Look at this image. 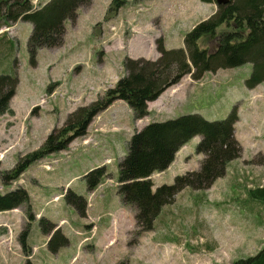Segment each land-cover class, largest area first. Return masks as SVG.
I'll use <instances>...</instances> for the list:
<instances>
[{"label": "rangeland", "instance_id": "rangeland-1", "mask_svg": "<svg viewBox=\"0 0 264 264\" xmlns=\"http://www.w3.org/2000/svg\"><path fill=\"white\" fill-rule=\"evenodd\" d=\"M122 1L107 18L112 0L80 6L78 20H68L65 41L40 49L36 66L30 64L27 51L32 24L20 20L11 27L0 26V39L16 44L11 65L16 58L19 61V84L10 100L14 113L0 115L3 170L9 171L21 155L40 148L73 111L113 87L124 75L125 57L157 59L159 39L167 48L182 47L185 34L215 9V4L201 0ZM251 71L246 63L207 72L198 80L186 75L149 102V114L142 119L135 118L124 100H117L94 117L84 136L32 164L20 180L5 181L0 176V192L18 187L29 191L34 214L30 220L23 207L0 212V225L8 227L0 237V264L28 260L32 264H230L255 254L264 242V203L251 199L248 192L264 186V164L257 162L264 155V83L247 88ZM51 82L57 83L48 89ZM235 105L241 156L209 187L177 192L162 207L154 228L142 231L135 209L123 205L117 191L119 163L136 129L189 113L222 119ZM199 140L196 136L188 141L168 169L152 174L153 189L173 183L178 174L200 169L204 155L196 152ZM102 166L103 182L91 191L85 175ZM69 189L83 195L85 214L67 201ZM42 217L53 222H44L50 233L59 227L69 238L57 252L49 248L51 236L43 231ZM30 221L32 251L27 255L19 236ZM60 240L56 238L54 244Z\"/></svg>", "mask_w": 264, "mask_h": 264}, {"label": "trees", "instance_id": "trees-1", "mask_svg": "<svg viewBox=\"0 0 264 264\" xmlns=\"http://www.w3.org/2000/svg\"><path fill=\"white\" fill-rule=\"evenodd\" d=\"M91 1L47 0L35 7L32 0H0V26L11 27L20 20L32 24L27 51L30 64L36 66L39 50L61 45L67 31L66 21L75 20L79 7ZM201 1L216 4V10L185 34L182 47L167 48L159 39L157 59L125 57L124 75L113 87L90 104L73 111L64 126L54 128L40 148L21 155L9 171L1 168L0 161V176L5 181H14L35 162L67 149L76 137L87 133L95 116L117 100H124L134 111L136 119L144 118L149 114V102L157 100L186 75L198 80L207 72L249 63L252 71L246 87L255 88L264 83V0ZM123 3L122 0H112L105 18L109 12L116 13ZM15 47L14 41L0 39V115L14 113L10 100L19 84L18 59L11 65ZM56 83L51 82L48 89ZM238 109L235 105L222 119L210 120L199 113H189L165 121H153L136 129L127 142V153L119 163L117 191L123 205L135 209V219L142 231L154 228L162 207L177 192L186 187H209L225 175L233 160L241 156L243 148L235 137L240 117ZM196 136H200L196 152L204 155L200 169L178 174L173 183H164L153 189L152 174L168 169L177 152ZM257 162L264 164V155ZM105 174L104 166L89 171L85 175L87 188L95 191ZM248 194L251 199L264 203V186L250 189ZM65 197L86 213L83 195L69 189ZM20 207L25 208L30 220L34 219L32 198L26 188L0 192V212ZM40 220L44 233H50L44 222H53L44 217ZM30 223L19 236L27 255L32 251L28 244ZM7 233L8 228L0 225V237ZM50 236L48 245L53 252L69 243V238L61 233L59 227ZM58 237L60 242L54 244ZM27 264L32 262L28 260ZM230 264H264V243L255 254L235 259Z\"/></svg>", "mask_w": 264, "mask_h": 264}, {"label": "crops", "instance_id": "crops-1", "mask_svg": "<svg viewBox=\"0 0 264 264\" xmlns=\"http://www.w3.org/2000/svg\"><path fill=\"white\" fill-rule=\"evenodd\" d=\"M46 1H47V0H46ZM44 2H45V1H44ZM77 20H78V18H77ZM67 25H68V20L66 21V28H67L66 35H67L68 31H69ZM64 41H65V40H64ZM85 63H86V62H85ZM115 103H116V102H115ZM177 154H178V153H177Z\"/></svg>", "mask_w": 264, "mask_h": 264}, {"label": "built area", "instance_id": "built-area-1", "mask_svg": "<svg viewBox=\"0 0 264 264\" xmlns=\"http://www.w3.org/2000/svg\"><path fill=\"white\" fill-rule=\"evenodd\" d=\"M34 2H36V3H37V2H38V0H34Z\"/></svg>", "mask_w": 264, "mask_h": 264}]
</instances>
